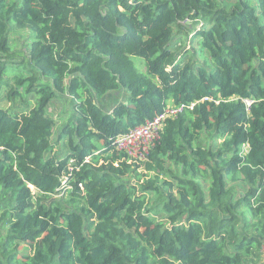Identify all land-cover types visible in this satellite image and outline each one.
Returning a JSON list of instances; mask_svg holds the SVG:
<instances>
[{"label": "trees", "instance_id": "16d2710c", "mask_svg": "<svg viewBox=\"0 0 264 264\" xmlns=\"http://www.w3.org/2000/svg\"><path fill=\"white\" fill-rule=\"evenodd\" d=\"M0 264H264V0H0Z\"/></svg>", "mask_w": 264, "mask_h": 264}, {"label": "built area", "instance_id": "2783aa9c", "mask_svg": "<svg viewBox=\"0 0 264 264\" xmlns=\"http://www.w3.org/2000/svg\"><path fill=\"white\" fill-rule=\"evenodd\" d=\"M196 105L170 106L153 120L147 121L144 125L132 129L125 135L116 137L114 139L115 147L120 152H124L132 163L139 164L146 161L151 149L160 137V131L164 123L168 119L176 118L186 110H193Z\"/></svg>", "mask_w": 264, "mask_h": 264}, {"label": "rangeland", "instance_id": "374dc122", "mask_svg": "<svg viewBox=\"0 0 264 264\" xmlns=\"http://www.w3.org/2000/svg\"><path fill=\"white\" fill-rule=\"evenodd\" d=\"M11 40H12L13 48L16 46V48L18 50H24L27 48L26 46H28L29 42L32 41V34L28 30L13 29L12 34H11ZM191 48H192V46L190 45V43L188 41V43L184 49H191ZM135 62L140 66L142 65L141 62H143V64H144V61H142L138 58H135ZM142 70H143V68H142ZM12 105L20 107V106H23V102H22V100H17L15 102V104H12ZM2 106L7 109V108L11 107V104L8 102L2 101ZM50 108H51L50 112L54 115V118L57 121L55 133H54V139L56 140L58 133L60 132V129L64 126L65 122L72 115V110H71V106L68 102H64L61 100L56 101L55 103L53 102L51 104ZM219 142H221V141H219ZM201 144L204 146H209L210 144H212V141L210 140L209 136H205L204 140L201 141ZM61 150H64V151L66 150V144L65 143L62 144ZM140 172H144V167L141 168ZM174 172L177 173V168H174ZM160 179H161L160 180L161 183H163L165 180H167V181L170 180V178L166 177V176L161 177ZM129 180L131 182H136V178L134 176L130 177ZM153 199L155 202H157L159 200V198H156V197ZM28 252H29V250L27 251V253Z\"/></svg>", "mask_w": 264, "mask_h": 264}]
</instances>
